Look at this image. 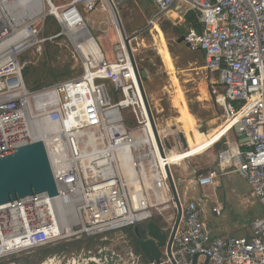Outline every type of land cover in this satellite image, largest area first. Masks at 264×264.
<instances>
[{
	"label": "built area",
	"instance_id": "2783aa9c",
	"mask_svg": "<svg viewBox=\"0 0 264 264\" xmlns=\"http://www.w3.org/2000/svg\"><path fill=\"white\" fill-rule=\"evenodd\" d=\"M45 1L49 11L22 22L0 0V153L42 141L59 194L0 205V259L98 237L94 249L63 250L41 264H157L124 232L158 216L172 231L178 210L167 168L175 178L169 156L186 146L179 132H161L148 100L151 118L123 37L118 34L110 58L86 16L107 11L119 27L116 11L129 0ZM150 1L157 17L177 7L200 13V28H190L184 40L218 73L224 106L234 119V136L226 137L216 165L194 171L197 184L236 173L264 206V0ZM47 15L67 32L82 71L31 89L24 75L31 61L22 56L49 39H40L39 28ZM61 36L59 31L53 38ZM90 39L98 46H90ZM181 203L172 245L177 264H192L195 255L196 264H204L200 257L205 264H264V215L251 221L250 236L221 237L203 220L197 202ZM223 209L212 211L221 215ZM161 264L172 263L167 257Z\"/></svg>",
	"mask_w": 264,
	"mask_h": 264
},
{
	"label": "rangeland",
	"instance_id": "374dc122",
	"mask_svg": "<svg viewBox=\"0 0 264 264\" xmlns=\"http://www.w3.org/2000/svg\"><path fill=\"white\" fill-rule=\"evenodd\" d=\"M58 1L60 0H54V2ZM42 2L45 9L48 10L46 1L42 0ZM188 10L191 11L192 8H174L164 16L157 17V9L150 0H129L119 7V15L125 32L128 37L133 38L131 46L139 67L141 69L146 68L149 71V77L144 79V84L151 99L155 117L160 126L168 122V130L179 132L181 137L182 131L178 129L177 125L175 126L169 121L178 115L172 104V96L179 86L191 111L200 120L199 130L202 133H207L211 128L218 126L229 117L225 106L219 101V97L224 95V90L219 84L218 73L207 68L204 53L190 50L184 40L185 34L191 28V25L185 21ZM86 16L93 35L98 39L107 55L114 58L115 51L113 48L118 40V33L112 14L107 11H98ZM54 19L56 18L53 15H47L41 19L39 23L40 39H49L41 41L39 45L29 49L22 56L31 61L27 67L28 71H26L27 69L24 71L29 88L36 89L51 85L78 75L82 71L81 59L74 44L67 32H63L62 27L60 28L54 23ZM156 24L161 27L166 36L175 61V74H171L167 70L159 55L158 42H156L158 32L154 28ZM59 28L60 30H58ZM57 30L62 32L63 36L53 38L58 33ZM67 66L72 72L68 77L62 74ZM204 89H207L209 94L207 99L203 95L202 90ZM232 133L234 134V132ZM185 149L187 148L185 147ZM214 150L217 151V149ZM208 156L206 154L203 157H196L193 162L195 161L201 165ZM189 172L191 173V170ZM183 175L187 179V173ZM176 177H178V174ZM124 235L132 238V233L128 229L124 232ZM113 238L119 239L120 235L114 234ZM77 243L73 241L64 243L66 244L64 250L71 253L82 248L94 249L100 243V240L98 237H94L93 240L83 238L81 245H77ZM30 255L32 253H23L15 257L26 258ZM11 258L13 257H6L1 260H10ZM200 259H203V257H200ZM10 264L17 263L11 262Z\"/></svg>",
	"mask_w": 264,
	"mask_h": 264
},
{
	"label": "crops",
	"instance_id": "0c3cea01",
	"mask_svg": "<svg viewBox=\"0 0 264 264\" xmlns=\"http://www.w3.org/2000/svg\"><path fill=\"white\" fill-rule=\"evenodd\" d=\"M157 40H159V35L158 38L156 39V42ZM166 43L169 49L167 40ZM157 46H159V43H157ZM159 50H160V46L158 47V52H160ZM169 52L175 64L170 49ZM159 55L161 57L160 53ZM145 90L148 100L151 103V99L149 98L146 87ZM204 90L205 93H203V95L207 99L209 94L207 89ZM219 101L222 105H224L223 96L219 97ZM197 120L198 122L196 124L197 126L195 130L196 133L200 136H204L206 139L208 138L209 139L200 149H197L196 151L191 150L185 132L180 127L177 126L178 129L182 131L183 133L182 135L186 137L188 143V146H186L187 149L172 152V154L174 155L183 156L182 158H180L177 164H174L173 166V172L175 174V179L177 181L176 184L179 192V197L184 203L195 201L200 205L202 209L203 220L214 228L216 235L221 237L250 236L251 234L250 223L252 220L256 219L257 217H261L264 215V206L253 195L252 189L249 183L247 182V180H245L236 173H230L228 175H224L216 178L214 184L199 186L196 182V177L194 175V171L196 170L198 171V173H202V172L206 173L210 168L216 165L218 151L223 146L226 137L229 136L232 138L234 136V134L232 133L233 124L228 118L227 120L220 123L218 125L219 127L214 126L207 133H202L199 130L200 120L198 117ZM168 124L169 123L166 122L165 125L160 126V128L168 132V128H169ZM172 124L175 125L174 123ZM214 149H217V151L215 152ZM206 154L209 156L205 161H203L201 165L199 163L197 164L195 161L193 162L194 158L203 157ZM189 170H191V173L189 172ZM186 173H187L186 176L187 179L183 175ZM177 174L178 177H176ZM220 205L223 206L224 209L221 215H217L212 211V209L213 207ZM154 220L159 224H164V219L160 216L156 217ZM201 261H203L204 264L207 263L204 257L203 259H201Z\"/></svg>",
	"mask_w": 264,
	"mask_h": 264
},
{
	"label": "water",
	"instance_id": "95a60500",
	"mask_svg": "<svg viewBox=\"0 0 264 264\" xmlns=\"http://www.w3.org/2000/svg\"><path fill=\"white\" fill-rule=\"evenodd\" d=\"M116 17L152 118L144 85V79L149 77V71L146 68L141 69L139 67L131 47L132 39L126 34L121 17L117 11ZM153 125L155 127L154 121ZM182 139L184 145L187 146L186 139L183 135ZM169 140L172 141V138ZM167 171L178 210V217L172 231L169 232L167 230L165 223L159 224L154 219L144 225L135 227L141 252L149 262H155L157 264H161L164 258L167 257L170 258L172 264H177L172 253V245L177 228L181 222L182 203L175 178L169 167ZM39 193H47L51 197L59 194V187L55 180L44 143L39 140L0 153V205ZM196 260L197 255L193 256L192 264H196Z\"/></svg>",
	"mask_w": 264,
	"mask_h": 264
},
{
	"label": "bare ground",
	"instance_id": "6f19581e",
	"mask_svg": "<svg viewBox=\"0 0 264 264\" xmlns=\"http://www.w3.org/2000/svg\"><path fill=\"white\" fill-rule=\"evenodd\" d=\"M4 3L6 4V6H8L9 10L12 13L14 12V15L17 16V18L22 22H24L27 18H29L31 16H34V15L41 13L42 11H49V9L48 10L45 9V5L42 2V0H4ZM153 24H154V22H153ZM116 26H117V24H116ZM154 28L159 33L158 34L159 40H157V42L159 43V46H160V50H159L160 52L159 53L161 54L163 62L165 64V66L167 67V69L169 70V72L171 74H175L174 72H176V67H175V64L173 62L172 56L169 52V49L167 47V43H166L164 33L158 24H156ZM117 30H118L119 37L122 38L118 26H117ZM89 44H90V46H95V47L98 46L97 42L94 39L93 40L90 39ZM175 84H176V82H175ZM175 91H176V93L174 92V95L172 96V104L175 107V109L177 110L178 115L176 117H174L172 120L170 119L169 121H170V123H174L175 125L180 127L185 132L186 137L188 139V142L190 144L191 150L196 151L197 149H200L205 144V142L208 141L209 138L207 137L208 139H206L204 136H200L196 133V131H195L196 126H197L196 124L198 122L197 117L190 110V107L188 106V104L184 98V95H183V92H182V89L180 88V86ZM202 91H203V93H205V90H202ZM228 118L230 119L232 124H234V119L232 117H228ZM160 130L162 133H167V131H165L161 128H160ZM212 131H213V129H212ZM186 137H185V139H186ZM187 139H186V142H187ZM187 146H188V143H187ZM182 157L183 156L171 154L169 156V161H170V163L177 164V162ZM44 264H56V263L46 262Z\"/></svg>",
	"mask_w": 264,
	"mask_h": 264
},
{
	"label": "trees",
	"instance_id": "16d2710c",
	"mask_svg": "<svg viewBox=\"0 0 264 264\" xmlns=\"http://www.w3.org/2000/svg\"><path fill=\"white\" fill-rule=\"evenodd\" d=\"M200 17H201V15H200V13L197 10H195V9H192L191 11L188 10V12L185 15V21L188 22L191 25L190 26L191 28L192 27L193 28H200V25H201ZM54 23L60 27V25H59V23H58V21L56 19H54ZM60 28L58 30H60ZM26 71H28V69ZM71 73L72 72L70 71L69 66H67L66 69L64 71H62V74L64 76L66 75L67 77L70 76ZM55 79H57V77H55ZM128 231H130V233H132V238H130V239L132 240L136 250L138 252L141 251L140 247L138 245V237H137V233L135 231V228L128 229ZM82 239L73 240V242H78L77 245H81ZM87 239L88 240H93V238H87ZM65 247H66V244L40 248V249L36 250L35 252H33L32 255H30V256H28L26 258L25 257L24 258H19V257H15V255H13V256H10V257H13L10 260H1L0 259V264H10L11 262H14V263H17V264H40L48 256H51V255H54L57 252L63 251L65 249ZM31 257H32L33 260L31 259Z\"/></svg>",
	"mask_w": 264,
	"mask_h": 264
}]
</instances>
